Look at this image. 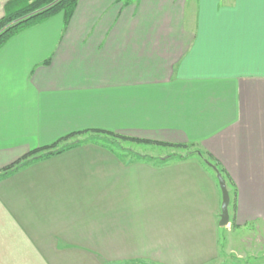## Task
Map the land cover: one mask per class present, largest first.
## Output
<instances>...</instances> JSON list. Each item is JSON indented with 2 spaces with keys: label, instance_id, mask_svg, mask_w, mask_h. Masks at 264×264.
I'll list each match as a JSON object with an SVG mask.
<instances>
[{
  "label": "crops",
  "instance_id": "0c3cea01",
  "mask_svg": "<svg viewBox=\"0 0 264 264\" xmlns=\"http://www.w3.org/2000/svg\"><path fill=\"white\" fill-rule=\"evenodd\" d=\"M85 130L210 154L228 227L209 158L88 140L0 173V264H216L223 228L264 233V0H79L10 37L0 169Z\"/></svg>",
  "mask_w": 264,
  "mask_h": 264
},
{
  "label": "trees",
  "instance_id": "16d2710c",
  "mask_svg": "<svg viewBox=\"0 0 264 264\" xmlns=\"http://www.w3.org/2000/svg\"><path fill=\"white\" fill-rule=\"evenodd\" d=\"M78 1L79 0H9L4 5V13L3 16L0 18V48L14 34L34 24H37L52 15L62 14L64 22L66 24V22L72 16ZM92 135L93 137H111L117 140L135 143L165 145L182 150H188L190 147H192V145L187 144H167L151 142L145 139L126 137L113 132L102 130H85L69 134L59 139L57 142L53 143L50 146L34 149L26 153L25 155L17 159L15 162L0 169V173L5 174L16 171L34 160H39L45 157L60 154L66 150L77 146L78 144L87 142L88 140H94V138L89 137ZM76 136H86V138L80 141L74 140L68 142L71 138ZM187 152L188 153H186L185 156H189L190 154L195 153L200 154V156L202 157L209 158L210 160H212L215 164V167L217 168L219 173H221L223 178L230 182V178L226 173L225 169L220 166L216 159H214L210 154H201L198 149L197 151L188 150ZM233 198L235 199V189H233Z\"/></svg>",
  "mask_w": 264,
  "mask_h": 264
},
{
  "label": "rangeland",
  "instance_id": "374dc122",
  "mask_svg": "<svg viewBox=\"0 0 264 264\" xmlns=\"http://www.w3.org/2000/svg\"><path fill=\"white\" fill-rule=\"evenodd\" d=\"M89 137L94 138V140L95 139L102 140L105 146H107L109 149L115 150L119 156L126 158L128 157L134 158L139 156L142 157L162 156V155L163 156L166 155L167 157H184L188 150L197 151V149L193 146L190 147L188 150H182L173 147L168 148L161 146H148L142 143L137 144L135 142L117 140L111 137L108 138L100 137V136L93 137V135ZM193 155L196 156L195 153H193ZM229 208H231V202L229 204ZM227 227L228 224L224 228ZM223 229L221 230L222 232L220 239V243L222 244V250H221L222 256H220L216 264H263L264 263V238L262 237L264 233L262 234L248 233L246 230H234V229H231V231L227 230L229 232L225 233L224 232L225 230Z\"/></svg>",
  "mask_w": 264,
  "mask_h": 264
},
{
  "label": "water",
  "instance_id": "95a60500",
  "mask_svg": "<svg viewBox=\"0 0 264 264\" xmlns=\"http://www.w3.org/2000/svg\"><path fill=\"white\" fill-rule=\"evenodd\" d=\"M211 167L216 172L217 181L221 191L220 217H219L218 225L219 227H225L229 223V215H228L229 194L227 190V185L224 178L217 171V169L213 166Z\"/></svg>",
  "mask_w": 264,
  "mask_h": 264
}]
</instances>
